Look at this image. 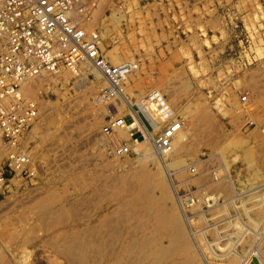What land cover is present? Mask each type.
<instances>
[{"label": "rangeland", "instance_id": "374dc122", "mask_svg": "<svg viewBox=\"0 0 264 264\" xmlns=\"http://www.w3.org/2000/svg\"><path fill=\"white\" fill-rule=\"evenodd\" d=\"M94 5L87 9L91 23H84L85 30L101 36L113 65H137L124 85L133 110L138 99L159 90L168 100L169 93L179 91L170 99L171 107L187 104L195 113L187 143L191 156L182 155L184 167L171 178L206 264H240L253 254L248 264H263L264 0H102ZM46 83L35 84L30 99L38 106L37 123L21 139L33 176H17L0 192V264H66L52 240H62L66 232L90 236V230L100 227L109 248L100 264H111L110 254L122 255L127 239L137 244L149 229L125 204L131 195L121 193L140 168L137 156L114 158L111 146L119 143L102 134L109 117L127 115V125L133 120L126 109L96 102L103 82L93 73L62 72ZM174 114L186 129L177 109ZM197 114L207 118L198 120ZM132 139L142 141L138 133ZM243 147L252 153L257 179L247 177ZM141 165L156 170L153 162ZM227 176L235 182V192L215 191ZM174 202L167 206L179 217ZM41 203L50 217L40 213L45 211ZM195 254L187 253L184 260ZM194 260L190 264H202Z\"/></svg>", "mask_w": 264, "mask_h": 264}, {"label": "built area", "instance_id": "2783aa9c", "mask_svg": "<svg viewBox=\"0 0 264 264\" xmlns=\"http://www.w3.org/2000/svg\"><path fill=\"white\" fill-rule=\"evenodd\" d=\"M88 3L0 0V142L7 147L5 154L0 149V192L17 176H33L28 149L19 142L38 115L37 107L21 97V86L26 80L42 73L58 74L63 69L75 72L86 63L102 79L99 97L113 103L121 100L126 79L137 69L130 62L113 65L105 57L98 33L87 32L73 18L74 12L82 14L87 5L95 6ZM141 103L149 115L137 107L138 117L145 123L154 120L160 126L154 139L155 149L168 152L181 129V120L158 91L148 92ZM126 117L107 118L103 134L109 136L113 128L123 126ZM137 133L144 138L140 132L132 137ZM112 152L124 156L133 151L128 145L113 144Z\"/></svg>", "mask_w": 264, "mask_h": 264}, {"label": "bare ground", "instance_id": "6f19581e", "mask_svg": "<svg viewBox=\"0 0 264 264\" xmlns=\"http://www.w3.org/2000/svg\"><path fill=\"white\" fill-rule=\"evenodd\" d=\"M86 1L89 2L88 4H92V5H94L95 3L97 5L100 2H102V0H86ZM87 7H89V5H87ZM87 9H89V8H85V10L82 12V14H79L78 12L73 13V18L80 23L81 27L84 30H85L84 23H87V24L91 23V20L88 17H85L87 12H88ZM101 35L103 36L102 33H101ZM110 59L112 61H115V62L118 61V57L115 54H111ZM68 71H70V70L63 69L58 74L42 73V74H39V75L34 76L32 78H29L21 86L20 91H21V97H22L23 101H25L26 103H31L34 105L35 101H32L31 99H34V97H35V93H36L34 90V87H36L35 84H37V87L39 88V86H41L42 84H47L46 82H48V80L51 79L52 76L57 77V75L61 74L62 72H68ZM83 71L93 73L95 75V77L101 79L99 74L86 63H83L81 66H79V68L75 72H73V71H71V72L74 73V75L79 76V75H81V73H83ZM32 82H35V83L33 84ZM164 85H166V84H164ZM143 88H141V90ZM187 89H188L187 86L183 85V88L181 90L185 92V90H187ZM126 91L127 90H125V88H124L123 89V95H121L122 97L120 98L121 100H119V102L114 101L113 105L118 106L117 109H119V111H120V109H122V110L126 109L127 113H129V115L132 116L133 123L131 125H127L125 123L123 126L113 128V130L109 136L103 134V128H102V134L104 137L107 138V141H108V138H110V139L115 140L116 143H119V144L112 143V145L113 144L121 145L120 140H125V143H123V144L130 146L132 151L137 156L136 159H138V161H139V165H140L139 167L140 168H139V170H137L135 172V174H134L135 177L133 178V180L130 182L127 181V183H126L127 187L125 186L127 188V190H125V189L123 191L121 190L122 191L121 193L124 192V194H125L127 192V195H131L130 198L129 197H128V199L126 198L127 203H125V204L130 205L131 209L133 208L135 210V212L137 213L136 217L138 219V223L140 222L142 224H145L144 226H147L149 224V229L147 230L148 233L146 231L145 234L146 233L147 234L144 235L143 237H141V241L139 243H137L134 240L137 244H133V243L129 244L130 241L127 239V245L123 248L122 255L117 254V256H115L113 254H110V257H112V256L113 257L109 258V260L113 259V262L111 264H143L142 262H145L146 264H190V262H192V259L194 260V258L196 257L197 258L196 261L199 260L198 261L199 263L201 262L202 264H206V259L199 249V245L197 243L196 237L193 234L192 230L189 229V227L187 225V221H186L187 218H185V215L182 212L180 204L178 203L179 198L177 197L176 192L174 191L175 186H174V184L172 182V178H171L172 172H175L177 174V176L180 175L179 172L181 170V166H183L182 155H184V154L186 155L190 151L188 144H187L189 141L188 134L192 131V124H191L192 122L191 121L193 118V114H195V113H193L192 111H189V109L186 106L187 104L185 106L181 105V107L176 108L177 112H179V114L181 115L180 117H181L182 121H183V118L187 121V128L185 129L184 123H182L180 131L175 135V137L172 140L170 150L168 152H160V151H157L155 149V146H154V139L156 138V135L158 134V132L160 130L159 123L155 122L154 120L150 121L148 119H147L148 122L145 123V121L143 119L139 118L137 115L138 110L137 111L133 110V107H132L133 102L129 99V97H127ZM156 91L159 92V90H156ZM160 93L163 95V92H160ZM177 93H179V91ZM177 93H173L172 95H170V93L169 94L167 93L168 94L167 96L170 99H173V101H174ZM173 96H174V98H173ZM143 99H144V97L138 99L136 102V105L138 106V108L142 109V110L145 109V108L141 107V104H142L141 102L143 101ZM166 99H167V97H166ZM170 99L169 100L167 99V101L169 102ZM95 100L97 103H101V101H102V99L99 96L97 98H95ZM176 109L172 108V110L175 112H176ZM144 112L146 113V115H149L147 113V111L144 110ZM151 116L152 115L150 114V117L148 116V118L150 119ZM206 118L207 117L205 115L197 114L198 120H205ZM35 123H37L36 120H35L34 124ZM34 124H32L31 127L27 131H25L24 134H26L33 127ZM34 128L35 127H33V129ZM149 129H152L151 133L149 132ZM135 132H140L142 134V136L144 137L141 142H138L137 140L132 139L133 138L132 136L134 135ZM21 139H22V137H21ZM19 142H20V144H22L21 141H19ZM232 147L233 146L228 147V148H226V150L231 149ZM0 149H1L2 153H4L7 149V147H5V145L0 142ZM241 152H242V158H243L242 160L247 161L246 166H247V168H249V170H248L249 173L247 175L249 181H251V178L257 179V173L251 167L252 166L251 165V163H252V155L251 154L252 153L250 154L251 151L249 152V149L247 147H243V149H241ZM222 153H224V152H222ZM222 153L220 155L219 154L218 155L222 159L223 162H226L227 160L226 161L223 160L225 156H223L224 154H222ZM112 154H113V152H112ZM190 156H191V154L188 157H190ZM113 157L116 159L121 158L120 155H113ZM148 161L153 162L155 164V166H156V170L154 169L155 171H149V170L144 169L142 167L141 164H145V162L148 163ZM30 166H31V164H30ZM130 166H132V164ZM226 178H227V180H225L224 183H221V186H217L215 191H217L219 189H223L227 192H235V188H236L235 182L231 178H229L228 176ZM250 185H252V184H250ZM120 187H122V186H120ZM155 191L159 192L160 195L158 197L154 194ZM220 191H222V190H220ZM121 193H119V194H121ZM237 197H239V196H237ZM172 199H173V202L175 201L173 204L176 203V205L178 206L179 217H178L176 211L173 210V208H174L173 206H171V207L167 206L168 202L172 203ZM52 200H53V198H52ZM43 208L45 211L40 212V213H42L43 215H45L47 217H50L49 215H51L52 213L49 210V208L46 205L42 204L41 209H43ZM133 218H134V215H133ZM105 220L103 222H105ZM129 222H132V219ZM98 223L100 224L99 221H98ZM108 223H110V222H108ZM106 228H107V226H106ZM141 228L143 229V227H141ZM125 229H126V227H125ZM134 229H136V227ZM142 229H141V231H142ZM92 230H90V236L86 235L84 237H81V234L79 236L78 234L72 235V234H68V232H66L68 235L64 233V237H62V240L58 239L59 236L57 237L58 240L57 239L52 240V241H56V242H52V243H56V244H54V246L58 247V249L56 251H58L60 253V255L64 258L66 264H100L102 262L100 260H103L104 259L103 257H105V254L107 253V250H106L107 247L105 248V244H106L105 242L106 241L103 237V233L105 232L104 231L105 229L100 227V229H97L96 232H95V230H94V232ZM62 232H65V231H62ZM108 232H109V236H110L111 235L110 230H108ZM59 233H61V232H59ZM76 233H78V232H76ZM86 233H87V231H86ZM86 233H84V234H86ZM115 233H116V231H115ZM134 234H136V233H134ZM60 235H62V233ZM118 235H120V234H118ZM126 236H128V235H126ZM105 238H108V237H105ZM138 238H139V236H138ZM164 240L167 241V243H166L167 245L163 244ZM117 241H119V240H117ZM107 245H108V243H107ZM109 246H111V245H109ZM117 246H118V244H117ZM111 248H114V247L111 246ZM107 249L109 250V248H107ZM118 249H119V246H118ZM118 252H119V250H118ZM194 252L197 253L198 257L195 254V257L194 256L193 257L192 256L186 257V260H184L185 257H183V256H186L187 253L193 254ZM108 253H110V252H108ZM254 255H256V254H253L252 256H254ZM257 255H259V254H257ZM125 257L127 258V260H126L127 262L123 263V260L125 259ZM251 257H249V259L245 262L242 261V263H241V261H240V264H248ZM151 259H153V261H151ZM193 262H195V260Z\"/></svg>", "mask_w": 264, "mask_h": 264}]
</instances>
